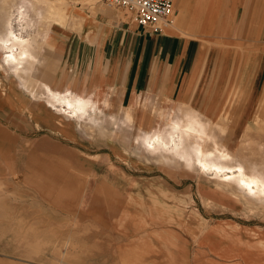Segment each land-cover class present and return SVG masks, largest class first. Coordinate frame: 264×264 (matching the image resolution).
I'll list each match as a JSON object with an SVG mask.
<instances>
[{"label": "rangeland", "instance_id": "1", "mask_svg": "<svg viewBox=\"0 0 264 264\" xmlns=\"http://www.w3.org/2000/svg\"><path fill=\"white\" fill-rule=\"evenodd\" d=\"M29 1L46 13L42 28L27 29L38 33L36 53L43 59L32 78L60 90L65 73L54 31L67 29L72 7L69 0ZM217 1L213 23L203 28L181 23L187 16L181 0L161 25L193 38L196 59L200 55L196 76L187 82L191 72L185 75L174 100L134 95L120 105L112 91L78 93L109 103L94 124L58 114L41 87L33 97L9 69H0V256L14 257V264H126L142 252L160 264H264V203L198 167L144 152L133 139L158 123L162 108L178 103L223 126L236 160L264 161V98L258 100L264 76L260 69L257 74L264 9L252 16L253 35L247 36V27L242 30L252 0ZM221 19L226 26L220 27ZM247 98L252 101L244 107Z\"/></svg>", "mask_w": 264, "mask_h": 264}, {"label": "crops", "instance_id": "2", "mask_svg": "<svg viewBox=\"0 0 264 264\" xmlns=\"http://www.w3.org/2000/svg\"><path fill=\"white\" fill-rule=\"evenodd\" d=\"M217 2L195 0L192 5V0H181L180 10L182 14L187 12V16L181 18V23L188 20L190 24L196 23L202 28L209 25L208 20L212 21V9ZM68 3L73 13L68 20L67 29L58 28L61 33L54 31L56 41H61L62 44L60 54L65 73L60 90L68 88L76 93L88 91L98 96L112 91L120 105L125 104L126 97L130 99L134 95L155 94L174 100L185 75L191 72L187 82L196 76L200 55L196 59L198 44L193 38L169 32L162 27L160 30L142 27L136 23L130 10L108 8L100 0H69ZM195 9L205 10L208 15L204 14L201 21L193 15L189 16ZM262 9L264 0H252V3H248L247 17L250 16V19H247L242 30L245 31L247 27V36L253 35V30L248 29L254 20L252 16L263 11ZM261 14L264 32V12ZM226 22L221 19L220 27L226 26ZM39 59L43 62L41 57ZM195 59L198 62L196 66ZM258 71L260 76L262 72L264 76V58L261 66L260 62L258 64L257 74ZM54 83L58 88V78L55 77ZM21 86L28 91L22 84ZM36 86L41 87L39 84L35 88ZM262 87L263 91L264 85ZM250 91H256L254 85ZM257 96L256 94L255 100ZM133 139H140V147L143 130L139 129ZM1 255L0 264H14V257ZM140 255L143 256L141 259L125 258L126 264L161 263L153 254L147 256L141 252Z\"/></svg>", "mask_w": 264, "mask_h": 264}, {"label": "bare ground", "instance_id": "3", "mask_svg": "<svg viewBox=\"0 0 264 264\" xmlns=\"http://www.w3.org/2000/svg\"><path fill=\"white\" fill-rule=\"evenodd\" d=\"M37 2L44 3L43 0ZM202 11L197 9L191 17L193 15L201 21ZM45 17L43 8H36L29 0L14 5H10L9 0H0V69H9L33 97H39L35 91V84H39L44 90L46 104L58 114L78 121L87 119L97 124V114H104L103 108L109 106L106 98L100 102L97 95L82 96L68 88L55 90L48 83L32 78V71L43 63L36 53L38 33L34 36L30 31L36 27L42 28ZM208 23L212 21L208 20ZM251 97L253 95L249 99ZM261 98H264V90L258 100ZM249 99L244 107L249 106L252 101ZM219 102L216 105L221 107ZM169 109L162 108L158 123L144 131L141 143L148 153L165 161L180 162L187 169L198 167L200 173L211 175L217 181L234 186L244 196L264 203V161L258 163L246 159L243 163L236 160L227 144L229 133L223 126L214 125L210 118L196 108H182L177 103V106ZM123 113L126 114L125 121L129 120L128 110H123ZM262 113L264 115V111ZM221 116L222 119H229L225 115ZM242 121L245 122L241 120L238 123ZM250 142L247 145L254 146L253 141ZM255 145L258 150L262 149L261 144Z\"/></svg>", "mask_w": 264, "mask_h": 264}, {"label": "built area", "instance_id": "4", "mask_svg": "<svg viewBox=\"0 0 264 264\" xmlns=\"http://www.w3.org/2000/svg\"><path fill=\"white\" fill-rule=\"evenodd\" d=\"M108 8H125L131 11L136 23L142 27L160 30L171 21L175 0H100Z\"/></svg>", "mask_w": 264, "mask_h": 264}]
</instances>
